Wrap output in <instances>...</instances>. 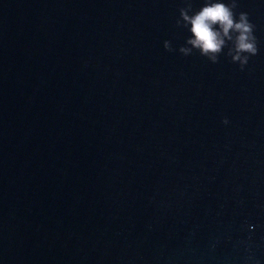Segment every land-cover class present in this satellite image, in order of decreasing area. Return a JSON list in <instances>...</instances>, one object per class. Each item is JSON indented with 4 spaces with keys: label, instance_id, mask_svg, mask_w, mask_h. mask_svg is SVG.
I'll return each instance as SVG.
<instances>
[{
    "label": "water",
    "instance_id": "water-1",
    "mask_svg": "<svg viewBox=\"0 0 264 264\" xmlns=\"http://www.w3.org/2000/svg\"><path fill=\"white\" fill-rule=\"evenodd\" d=\"M237 3L244 71L179 52L186 0H0V264H264V0Z\"/></svg>",
    "mask_w": 264,
    "mask_h": 264
},
{
    "label": "clouds",
    "instance_id": "clouds-1",
    "mask_svg": "<svg viewBox=\"0 0 264 264\" xmlns=\"http://www.w3.org/2000/svg\"><path fill=\"white\" fill-rule=\"evenodd\" d=\"M187 7L180 9V18L176 21L178 28H184L190 33L186 44L190 47H180L184 56L192 54L193 50L213 64L219 63V57L227 48L226 56L232 64L244 71L250 58L258 54V40L255 36V25L250 21L248 13L239 12L237 0H204L203 6L193 12L192 5L186 0ZM189 13H192L189 15ZM164 49L172 52L170 41L164 42ZM227 123L225 119L223 121Z\"/></svg>",
    "mask_w": 264,
    "mask_h": 264
}]
</instances>
